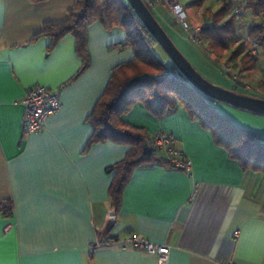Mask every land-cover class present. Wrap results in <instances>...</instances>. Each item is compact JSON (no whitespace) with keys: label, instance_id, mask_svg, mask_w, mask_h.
<instances>
[{"label":"crops","instance_id":"crops-1","mask_svg":"<svg viewBox=\"0 0 264 264\" xmlns=\"http://www.w3.org/2000/svg\"><path fill=\"white\" fill-rule=\"evenodd\" d=\"M75 1L0 0V201L11 200L14 209L0 211V264H156L153 255L122 246L133 235L168 245V264H264V172L243 170L183 108L157 117L136 102L121 115L150 135H172L191 168L135 169L114 212L107 167L128 147L88 146L86 117L112 67L133 53L117 46L124 31L94 22L87 28L90 63L74 77L82 60L73 35H34L45 21L65 19ZM262 69L264 58L242 72L257 70L260 84ZM34 85L58 92L61 107L40 132L25 134L22 99ZM214 106L264 138V114ZM100 236L111 240L95 247Z\"/></svg>","mask_w":264,"mask_h":264},{"label":"trees","instance_id":"trees-1","mask_svg":"<svg viewBox=\"0 0 264 264\" xmlns=\"http://www.w3.org/2000/svg\"><path fill=\"white\" fill-rule=\"evenodd\" d=\"M144 1L151 9V4L157 0ZM219 1L220 7L215 13H204L205 21L209 22L199 33L204 49L216 58L230 50L229 60L238 58L236 66H240V71L252 70L257 61L264 58V0ZM236 7L241 8L242 13L235 14ZM246 12L252 20L246 33L240 35L235 26L236 19L244 17ZM94 22H99L107 31H124L125 38L117 46L129 47L133 53L131 59L112 67L103 93L86 117L93 128L88 146L114 142L128 147L123 159L107 167V171L113 172L108 194L114 212L120 207L122 190L135 169L156 165L178 168L163 150L152 146L154 135L121 119V115L136 102H141L157 117L168 116L183 108L190 119L210 131L214 142L222 146L243 170L264 172V138L220 113L214 106L219 101L195 89L172 63L165 68L152 50L157 42L125 0H76L65 19L45 21L34 37L48 35L55 41L64 34L73 35L75 50L82 60L75 77L90 63L87 28ZM246 38L258 42L260 51L257 54L250 53ZM166 69L168 75H163ZM261 73L260 85H264V69ZM0 205L4 214H13L11 200L0 201ZM109 239L100 236L99 242L107 243Z\"/></svg>","mask_w":264,"mask_h":264},{"label":"built area","instance_id":"built-area-1","mask_svg":"<svg viewBox=\"0 0 264 264\" xmlns=\"http://www.w3.org/2000/svg\"><path fill=\"white\" fill-rule=\"evenodd\" d=\"M164 4L176 23H179L187 32L188 38L196 44L201 45L202 41L199 38V33L202 27L207 26L209 22L203 21L200 24L193 23L189 20L188 10L181 2V0H157ZM233 12L240 14L241 8L236 7ZM247 47L250 53L257 54L260 51V46L257 41L252 38H246ZM230 63H220V68L223 73L228 74L235 80H240L238 71H234ZM163 75H168L166 69ZM246 90L251 93L264 97V92H256L251 87H246ZM255 92V93H253ZM23 126L24 133H37L44 127L45 120L55 114L61 107V101L58 92L44 86L34 85L29 87L23 96ZM174 139L168 133H156L153 136V147L163 150L171 159V162L178 168L190 170V159L182 156L181 153L173 146ZM1 207V205H0ZM112 214L108 215V219H112ZM101 242H96L95 247L101 246ZM123 247H132L153 255L156 264H168L170 247L164 243H155L143 236L133 235L122 243ZM222 264H236L232 261H224Z\"/></svg>","mask_w":264,"mask_h":264},{"label":"rangeland","instance_id":"rangeland-1","mask_svg":"<svg viewBox=\"0 0 264 264\" xmlns=\"http://www.w3.org/2000/svg\"><path fill=\"white\" fill-rule=\"evenodd\" d=\"M181 2L184 4L186 9V4L195 2V4L190 5V10L192 12L194 11L195 16L189 17V20L196 24H200L205 21L204 13L209 12V14H213L220 7L219 0H181ZM151 9L178 49L204 78L216 85L228 89L243 91L246 87H251L253 91H258L260 93L264 92V85H260L258 83V79L253 76L254 73H258L257 70H253V75L251 73L238 71L239 67H237L232 60H229V51L223 52L219 58H216L215 55L209 54L204 49L203 44L198 45L194 41L189 40L186 30L179 23H176L164 4L156 1L153 5L151 4ZM188 16H190L189 12ZM250 19L251 15L249 12H246L244 17L236 19L235 26L238 34L244 35L246 33L248 28L247 26L251 22ZM152 50L155 56L163 62L164 67L169 68L172 62L160 45L158 43L155 44ZM224 62H229V65L232 66L234 71H238L240 80H235L228 74L222 72L220 63Z\"/></svg>","mask_w":264,"mask_h":264},{"label":"water","instance_id":"water-1","mask_svg":"<svg viewBox=\"0 0 264 264\" xmlns=\"http://www.w3.org/2000/svg\"><path fill=\"white\" fill-rule=\"evenodd\" d=\"M125 1L150 35L165 51L172 64L178 69L180 75L195 89L213 100L227 103L240 109L264 114V97L224 88L204 78L178 49L144 0Z\"/></svg>","mask_w":264,"mask_h":264}]
</instances>
